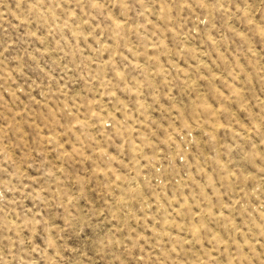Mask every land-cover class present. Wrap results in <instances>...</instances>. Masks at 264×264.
<instances>
[{"label":"rangeland","instance_id":"rangeland-1","mask_svg":"<svg viewBox=\"0 0 264 264\" xmlns=\"http://www.w3.org/2000/svg\"><path fill=\"white\" fill-rule=\"evenodd\" d=\"M0 264H264V0H0Z\"/></svg>","mask_w":264,"mask_h":264}]
</instances>
